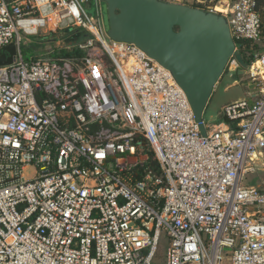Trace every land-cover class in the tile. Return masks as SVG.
<instances>
[{
    "label": "built area",
    "instance_id": "2783aa9c",
    "mask_svg": "<svg viewBox=\"0 0 264 264\" xmlns=\"http://www.w3.org/2000/svg\"><path fill=\"white\" fill-rule=\"evenodd\" d=\"M257 8L223 14L237 50L256 46L255 93L203 136L172 73L108 37L103 0H0V51L17 47L0 66V264H264V183L243 182L264 167ZM41 29L85 39L26 61Z\"/></svg>",
    "mask_w": 264,
    "mask_h": 264
},
{
    "label": "water",
    "instance_id": "95a60500",
    "mask_svg": "<svg viewBox=\"0 0 264 264\" xmlns=\"http://www.w3.org/2000/svg\"><path fill=\"white\" fill-rule=\"evenodd\" d=\"M103 2L108 37L135 44L168 69L184 90L201 133L207 136L204 113L231 59L248 68L226 17L174 0ZM16 54V45L5 47L0 51V66L14 62Z\"/></svg>",
    "mask_w": 264,
    "mask_h": 264
},
{
    "label": "rangeland",
    "instance_id": "374dc122",
    "mask_svg": "<svg viewBox=\"0 0 264 264\" xmlns=\"http://www.w3.org/2000/svg\"><path fill=\"white\" fill-rule=\"evenodd\" d=\"M179 3L188 2L192 5H199L208 10L214 6H219L222 8H228L231 3L230 0H202V2L188 1V0H176ZM103 9L105 12V24L106 30H108V16L106 4L103 2ZM217 13L224 14L227 9L219 12V9H215ZM90 16L93 18L95 16L94 12H89ZM264 26V19H263ZM77 34H66L64 31L52 29L45 31L41 29L39 35L27 36L22 35V44L24 58L26 61H30L33 56L48 54L49 52L68 50L78 41ZM256 65V67H258ZM255 66L244 68L241 65L237 67L234 62H230L223 74V79L220 84L217 85L215 92L208 104V107L204 113V120L209 127L224 122L221 117L222 108L231 102L248 98L255 93V86L253 84L252 77L255 75L257 68ZM264 74V71L263 73ZM34 175V170H30L26 173V178L30 179ZM244 184L258 186L264 183V167L260 164L258 166L257 172L249 173L244 178ZM167 248V239L163 238L160 244L159 255H165Z\"/></svg>",
    "mask_w": 264,
    "mask_h": 264
},
{
    "label": "trees",
    "instance_id": "16d2710c",
    "mask_svg": "<svg viewBox=\"0 0 264 264\" xmlns=\"http://www.w3.org/2000/svg\"><path fill=\"white\" fill-rule=\"evenodd\" d=\"M193 7L195 8H201V9H204L202 6H199V5H192ZM217 9L221 10V11H224V8L222 9V7H217ZM258 13L261 17V20H262V23H263V19H264V0H258ZM176 30H178V28H176ZM77 32V30L73 31V33ZM72 33V34H73ZM67 34H70V33H67ZM85 39V35H79V38H78V41L77 42H81ZM76 42V43H77ZM238 51L239 53L243 56V59L244 61L246 62V64L248 65V67H250L252 65V63L255 61V58H254V54H255V51H256V46L249 43V42H246V41H242V42H238ZM74 53V51H71V50H61V51H56V56L58 57H70L72 56ZM223 79V77L221 78V80ZM220 80V82H221ZM220 84V83H219Z\"/></svg>",
    "mask_w": 264,
    "mask_h": 264
},
{
    "label": "crops",
    "instance_id": "0c3cea01",
    "mask_svg": "<svg viewBox=\"0 0 264 264\" xmlns=\"http://www.w3.org/2000/svg\"><path fill=\"white\" fill-rule=\"evenodd\" d=\"M180 1V0H179ZM188 1H194V0H188ZM231 1V3L229 4V6H231L232 4H233V0H230ZM197 2H202V0H197ZM186 4H189V5H191L192 6V4H190V3H188V2H185ZM228 6V7H229ZM217 7H219V6H217ZM216 6H214V7H212V8H208V10H213V11H215V9L217 8ZM223 9V8H222ZM224 9H228V8H224ZM219 12H221V10H219ZM263 184V183H262Z\"/></svg>",
    "mask_w": 264,
    "mask_h": 264
},
{
    "label": "bare ground",
    "instance_id": "6f19581e",
    "mask_svg": "<svg viewBox=\"0 0 264 264\" xmlns=\"http://www.w3.org/2000/svg\"><path fill=\"white\" fill-rule=\"evenodd\" d=\"M226 12H227V11H226ZM226 12H225V13H226ZM263 75H264V74H263Z\"/></svg>",
    "mask_w": 264,
    "mask_h": 264
}]
</instances>
